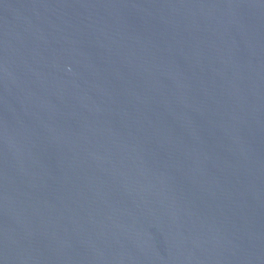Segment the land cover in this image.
Wrapping results in <instances>:
<instances>
[{"label":"water","instance_id":"1","mask_svg":"<svg viewBox=\"0 0 264 264\" xmlns=\"http://www.w3.org/2000/svg\"><path fill=\"white\" fill-rule=\"evenodd\" d=\"M0 264H264V0H0Z\"/></svg>","mask_w":264,"mask_h":264}]
</instances>
